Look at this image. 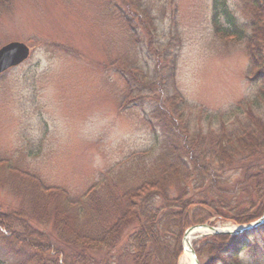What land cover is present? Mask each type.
<instances>
[{
    "label": "trees",
    "instance_id": "trees-1",
    "mask_svg": "<svg viewBox=\"0 0 264 264\" xmlns=\"http://www.w3.org/2000/svg\"><path fill=\"white\" fill-rule=\"evenodd\" d=\"M9 6L0 0V10ZM239 6L243 21L229 0H212V29L217 40L244 45L255 99L210 115L179 92L177 56H166V76L161 70L142 76L135 60L126 61L121 108L153 102L144 117L153 146L106 171L79 196L47 186L19 156L0 159V172L7 173L0 182V264H178L191 227L214 226L217 215L226 222L227 211L237 226L264 215V120L253 114L264 107V0H240ZM129 11L117 7L116 13L132 37L131 14L138 18L139 11ZM152 38L148 49L158 53ZM192 116L210 121L209 130L195 129ZM227 169L242 171L233 191L222 186L230 185ZM196 251L198 259L210 255V264H264V226L249 235L208 237Z\"/></svg>",
    "mask_w": 264,
    "mask_h": 264
},
{
    "label": "rangeland",
    "instance_id": "rangeland-1",
    "mask_svg": "<svg viewBox=\"0 0 264 264\" xmlns=\"http://www.w3.org/2000/svg\"><path fill=\"white\" fill-rule=\"evenodd\" d=\"M239 2L229 0V7L242 20ZM9 4L0 10V49L23 42L31 55L0 78V159L27 160L25 169L49 187L82 195L106 171L153 146L144 121L153 102L121 108L125 82L120 71L128 60H135L142 76L160 70L166 76L170 67L166 56H177L179 92L189 105L210 115L228 113L257 94L247 79L244 45L225 43L214 35L212 0H9ZM117 7L126 13L130 7L139 11L138 18L131 14L136 26L132 37L117 18ZM140 14L146 30L138 22ZM151 36L158 53L150 54ZM253 114L264 120V107H255ZM191 118L195 129L209 130L210 121ZM225 171L230 185L222 186L233 191L242 171ZM6 174L0 172V182ZM223 215L228 216L226 222L217 215L210 221L212 227L244 226L234 224L228 211ZM208 237L196 240L192 249L197 253ZM183 255L184 250L178 264ZM209 256L198 259L199 264H210ZM240 258L249 259L246 253Z\"/></svg>",
    "mask_w": 264,
    "mask_h": 264
},
{
    "label": "water",
    "instance_id": "water-1",
    "mask_svg": "<svg viewBox=\"0 0 264 264\" xmlns=\"http://www.w3.org/2000/svg\"><path fill=\"white\" fill-rule=\"evenodd\" d=\"M30 55H31V49L23 42L22 43L11 42L10 44L2 46L0 49V77H2V75L9 72L10 70H13V68H17L23 65V63L29 60ZM261 226H264V215L258 221L253 222L248 226H241L233 232L220 231L218 228L211 227L208 224L195 225L185 232L183 237L184 239L183 243L186 242L189 235L194 234L200 229L210 228L214 232L211 234L213 236H217V235L239 236L241 234L249 235L253 231L261 228ZM192 255L195 260L194 264H199V260L195 250H192Z\"/></svg>",
    "mask_w": 264,
    "mask_h": 264
},
{
    "label": "bare ground",
    "instance_id": "bare-ground-1",
    "mask_svg": "<svg viewBox=\"0 0 264 264\" xmlns=\"http://www.w3.org/2000/svg\"><path fill=\"white\" fill-rule=\"evenodd\" d=\"M220 231H224V232H230V231H235L238 228H233L231 226L228 227H220L218 228ZM212 233H214L210 228H206V229H200L197 232H195L192 235H189L185 244H184V255L182 256V264H194L195 260L194 257L192 255V247L194 242H196V240L201 239L203 237L209 236Z\"/></svg>",
    "mask_w": 264,
    "mask_h": 264
}]
</instances>
